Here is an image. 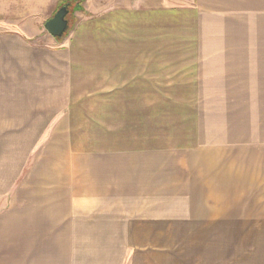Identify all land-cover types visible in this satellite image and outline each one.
Returning <instances> with one entry per match:
<instances>
[{
  "label": "crops",
  "instance_id": "1",
  "mask_svg": "<svg viewBox=\"0 0 264 264\" xmlns=\"http://www.w3.org/2000/svg\"><path fill=\"white\" fill-rule=\"evenodd\" d=\"M6 1L13 0H0ZM43 1L50 4L46 15L53 14L61 3L70 2ZM141 2L146 7L111 8L103 16L92 6L86 7L85 2L80 3L81 9L75 15L83 22L77 23L72 44L66 42V46L71 55L88 49L91 58L83 54L88 60L83 66L71 57L69 63L52 60L49 70L40 78L29 75L31 58L53 56L54 44L41 45L35 51L23 41L24 38L32 42L31 8L28 14H22L28 22H18L11 19L13 16H6L5 20V11L0 9V264H264V123L258 124L264 120L255 118V125L248 120L257 164L253 161L236 166L218 145L211 147L216 152L211 157L206 154L209 150L205 152L203 148L196 160L200 165V185L192 186V180L189 184L187 179L176 190L171 186L174 172L170 170L171 163L176 161L175 150L171 149L173 133L177 128L194 131L195 134H189V138L193 137L189 144L198 146L204 123L198 128L197 124L192 128L166 123L162 126L167 135L156 133L158 136L150 138L152 135L146 134L147 137L139 138L140 132L156 129L159 122L142 119L133 129L121 122L126 109L121 102L112 112L108 107L109 99L128 98L133 84L138 89L135 98L144 99L143 89L149 87L145 84L159 83L155 76L129 75L126 53H122L124 58L112 56L111 52L132 49L126 43L128 24L122 20V30L115 31L117 18L127 20L126 14L134 12L144 20L143 29L155 30L163 15L170 18L171 14L181 12L186 16L199 14L206 8L204 4H237L239 8H248V30L253 41L247 46L237 44L239 49H233L232 60L248 59V64L239 59L240 67H247L245 95L249 100L262 99L259 104L263 109L264 0ZM97 34L103 35L101 43L96 42ZM157 34L160 38L161 33ZM152 47L160 50L156 42H152ZM176 47L169 44V50ZM92 50L98 62L95 74ZM187 50L193 58L182 59L173 52L170 61L176 62L170 64L191 67L193 72L187 70L174 81L211 82L208 76L198 75L207 69L204 65L208 59L199 58L203 47ZM194 51L197 53L193 54ZM213 64L216 68L225 66L214 60ZM137 65L148 72L149 65ZM34 83L42 84L34 88ZM92 99L104 100V114L115 116L117 123L103 122L98 128L92 123V150L85 157L89 160L84 162L80 154L64 153L61 141L75 128L72 116L90 113L84 101ZM138 103L143 108V102ZM79 128L77 132L91 130ZM112 129L119 135L109 134ZM235 129L236 126L234 133ZM129 130H137V138L123 134ZM40 137L42 145L37 146ZM52 139L55 140L50 144ZM161 139H166L165 149ZM36 146L40 149L33 154Z\"/></svg>",
  "mask_w": 264,
  "mask_h": 264
},
{
  "label": "rangeland",
  "instance_id": "2",
  "mask_svg": "<svg viewBox=\"0 0 264 264\" xmlns=\"http://www.w3.org/2000/svg\"><path fill=\"white\" fill-rule=\"evenodd\" d=\"M14 1H18V3H12ZM81 1L82 3L85 2L84 4L86 7L88 5L90 7L92 6V10L97 11L101 16L105 14L106 10L109 9L110 11L111 8L128 7L132 10L137 7H146V4L141 2L142 0H127L128 3L122 4L120 0ZM71 3L70 5L72 8L67 16L70 28L64 37L54 38L46 30L45 23L53 17L63 3L59 5V8L53 14L46 15L47 7L50 6V4H46L43 0H30L28 2L13 0L0 2V9L5 11V20L6 16H13L11 18L13 20L16 19L18 22H28V19L22 18V14L25 12L28 14L30 11L29 9H32L31 13L34 18L29 19L30 24L34 27L33 33L29 36L32 38L31 44L23 38L27 46H31L35 50L40 49L42 46H47V44H54L52 48L55 52H51L53 56L44 58L42 55H34L31 58L30 64H32V68L29 75H32L34 78H40L46 74L52 60L69 63L71 62V58H73L79 60L80 64L83 66L88 62L85 57L91 58L89 57L90 53L88 49H81L82 52H74V54L71 55V49L66 46V42L72 44L73 37L76 34L74 32L77 23L83 22L80 21L81 18L78 19L75 15V13L79 12L76 10V4L73 2ZM14 5H16V7ZM176 5L186 6L189 4ZM204 6L206 8L201 10L199 14L195 13V15L186 16L185 12L171 14L170 18H166L168 15H163L160 20V27L155 28V30L147 27L143 29L141 24L144 20L135 15L134 12L126 14L128 17L127 20L117 18L114 23L115 31L118 32L122 30L120 25L122 20H124V23L126 22L128 24L126 43L128 47L132 49L127 52H111V54L114 53L112 56L124 58L122 53H126V58H129L130 64L128 67L129 75L144 74L155 76L159 83L154 85L151 83L145 84L149 87L143 89L142 94L145 96L144 99L135 98V96L138 95V89H135V84H133L128 98L123 99V101L120 99L108 100L110 111H114L116 106H119L118 103L121 102V104L126 107L124 114H121L123 115L121 122L124 126L125 124H130V128L133 129H135L134 126H137V122L139 123L142 119L143 122H159L160 125L158 124V126L155 127L156 129H151L150 132L148 131L149 133L147 131L144 133L140 132L139 138H143L142 135H144V138L147 137L148 135L146 134L152 135L150 138L158 136L156 133H159V135H167L166 129L162 126L166 123L175 126L176 124H184L186 127L192 125V128L194 124H197L198 128V125L200 126L201 123H204V132H202L199 138L200 141L198 142V146L195 143L190 147L189 144L193 139V137L189 138V134H195L194 131L188 132L185 129L177 128L173 133V147L171 149L175 150L176 161L171 163L170 170L174 172L173 180L171 179L174 183L172 182L171 186L176 190H178L182 182L185 183L187 179L189 180V184L192 180V186L200 185V165L196 160L198 156H200L203 148H205V152L209 150L206 154H209L211 157L213 154H216L211 147L218 145L220 149H225V151L222 152L225 156L230 155L233 159V164L236 166L253 164V161L254 164H257L255 160L256 153L253 150L255 144L251 143L252 141L249 138L248 124L251 123L248 122V120L252 121L254 125L258 122L255 118L259 119V117H261L262 120H264V108L261 109V105L259 104V100H261L260 102H263V100H258L257 98L256 100H249L248 97L246 98L247 95H245V93L247 91L248 82L246 81L247 73L245 70L247 67H240V60H243V58H237L236 61L232 60L234 57L233 52L235 51L233 49H239L237 44L242 45L244 43L247 46L248 43L253 41L250 30H248L250 13L247 11V6L244 8H239L237 4H204ZM243 9L246 10L243 11ZM21 11L22 13L20 14ZM92 16H94L93 12ZM146 21L150 22L151 25V19ZM158 32L161 33L160 38L157 37ZM102 39V34L96 35L97 43H101L103 41ZM152 42H156V45L160 46V50H153ZM169 44L176 45L177 47L169 50ZM190 44H197V47H189ZM199 46L204 49L200 52L199 58L201 59L203 57L208 60L204 65L207 69L205 71H200L198 75L202 78L208 76L212 81L208 82L204 80L197 84H179L181 80L175 82V78L180 75H185L187 70L193 72V69L184 66H171L170 62L172 64L176 62L175 59L170 61L172 59L171 53L180 54L183 57L182 59H191L193 58L191 56V51L187 49L200 48ZM246 46H243V48H246ZM223 48H225L224 51ZM246 52L247 55L248 51L246 50ZM196 53V51L193 52V54ZM83 54H85V57H83ZM95 56L96 52L92 50V74H95V65L98 63ZM150 60L153 62L148 64ZM213 60L216 64L218 61L219 65L224 63L225 66L216 68V65L213 64ZM243 62L248 64V59L243 60ZM137 64L149 65L146 66L148 72H144L142 69L143 66ZM136 65L138 67H136ZM216 71L217 73H212ZM169 75L175 76L169 79L167 77ZM34 84V88H36V86L42 83ZM195 85L197 89L188 88ZM178 86H182V88L180 89ZM178 89L180 90L178 91ZM155 95L170 97H161V99H158L154 97ZM191 95L192 98L190 97ZM176 96H178V98H176ZM206 96H209V98H206ZM138 100L139 102H143V108H139L140 104ZM84 102L86 103L84 106L90 107V109L85 110L90 113L85 112L84 114L72 116L75 119L76 125L74 129L72 127L69 130V136L61 141V149H64V153L66 154H80L85 162L89 160H85V157L89 156V150H92V141H89V134L92 135V123L98 128L100 126L98 124L100 123H117V120L112 114L107 117L104 114V100L92 99ZM164 108L168 109L165 110ZM240 114H243L242 118H240ZM260 123L264 122H258V124ZM235 126L236 132L234 133ZM79 127H87V129L91 128V130H81L77 132L80 129ZM145 127H147L146 124L144 125V128ZM219 128L224 129L221 130ZM135 131L137 130L123 131V134L137 138L138 131ZM153 131L156 132L153 133ZM108 133L119 135L114 129L108 130ZM54 140L55 139H52L49 143L51 144ZM233 140L241 142H233ZM37 141V146L42 145V143H40L42 141L41 137L38 138ZM161 141L163 142L161 143L163 146L162 148L165 149L166 145L164 142H166V139H161ZM37 146L33 154L37 153L36 151L40 149V147ZM169 146L170 145L166 147V150L169 149ZM195 161L197 162V167L191 171L196 163ZM225 167L228 169V161L225 162Z\"/></svg>",
  "mask_w": 264,
  "mask_h": 264
},
{
  "label": "water",
  "instance_id": "3",
  "mask_svg": "<svg viewBox=\"0 0 264 264\" xmlns=\"http://www.w3.org/2000/svg\"><path fill=\"white\" fill-rule=\"evenodd\" d=\"M68 3L61 8L45 23V28L54 38H62L68 32L70 26L66 18L68 14Z\"/></svg>",
  "mask_w": 264,
  "mask_h": 264
},
{
  "label": "trees",
  "instance_id": "4",
  "mask_svg": "<svg viewBox=\"0 0 264 264\" xmlns=\"http://www.w3.org/2000/svg\"><path fill=\"white\" fill-rule=\"evenodd\" d=\"M70 2H73L76 4V10H80L81 7H80V0H70Z\"/></svg>",
  "mask_w": 264,
  "mask_h": 264
},
{
  "label": "flooded vegetation",
  "instance_id": "5",
  "mask_svg": "<svg viewBox=\"0 0 264 264\" xmlns=\"http://www.w3.org/2000/svg\"><path fill=\"white\" fill-rule=\"evenodd\" d=\"M67 3V2H66ZM64 4V3H63ZM70 4H72L71 2H68V14L70 13V11H71V8H72V6L70 5ZM68 14L66 15V18L68 19ZM68 21H69V19H68Z\"/></svg>",
  "mask_w": 264,
  "mask_h": 264
},
{
  "label": "bare ground",
  "instance_id": "6",
  "mask_svg": "<svg viewBox=\"0 0 264 264\" xmlns=\"http://www.w3.org/2000/svg\"><path fill=\"white\" fill-rule=\"evenodd\" d=\"M65 1V0H64Z\"/></svg>",
  "mask_w": 264,
  "mask_h": 264
}]
</instances>
